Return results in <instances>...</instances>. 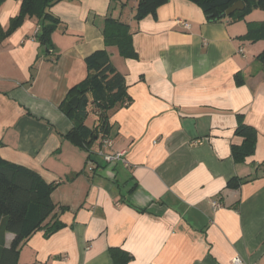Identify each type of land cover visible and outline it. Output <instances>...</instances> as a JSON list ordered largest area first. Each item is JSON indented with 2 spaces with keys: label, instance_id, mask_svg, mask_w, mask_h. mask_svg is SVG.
I'll return each instance as SVG.
<instances>
[{
  "label": "crops",
  "instance_id": "crops-1",
  "mask_svg": "<svg viewBox=\"0 0 264 264\" xmlns=\"http://www.w3.org/2000/svg\"><path fill=\"white\" fill-rule=\"evenodd\" d=\"M118 1L55 4L49 50L34 18L0 43V157L58 183L50 198L63 225L33 233L17 264H264V40L240 38L263 20L208 22L189 1L168 0L136 22L137 0ZM20 3L1 5L4 31ZM108 16L134 33L135 59L107 48L131 100L109 113L112 147L98 139L87 152L64 138L73 124L58 106L85 79V58L105 48ZM238 117L257 142L235 163ZM95 119L92 108L86 125ZM100 150L123 152L127 166ZM232 178L244 181L237 190L226 187ZM112 250L126 256L117 263Z\"/></svg>",
  "mask_w": 264,
  "mask_h": 264
},
{
  "label": "trees",
  "instance_id": "trees-1",
  "mask_svg": "<svg viewBox=\"0 0 264 264\" xmlns=\"http://www.w3.org/2000/svg\"><path fill=\"white\" fill-rule=\"evenodd\" d=\"M4 1L0 0V7ZM61 1L63 0H21L19 12L10 20L7 30L4 31L0 26V43L19 28L26 18H34L38 23L35 39L46 50L51 49L50 37L59 20L50 13V9ZM167 1L137 0L134 21L155 15L156 9ZM187 1L200 8L208 22L222 21L220 15L237 1L244 4L243 10L224 19L236 23L244 20L253 10L264 12V0ZM121 6H124L123 3ZM133 34L127 23L111 16L106 17L101 28L105 48L85 58V79L73 86L58 106L59 111L73 124L72 130L64 138L87 152H90V147L98 139L101 141L108 137L110 111L130 103L124 76L112 64L107 48L114 47L121 58L135 59ZM240 38L250 42L264 40V21L247 22L246 34ZM262 57L264 53L258 58ZM237 83L241 84L242 80L237 78ZM73 97L78 99L76 107L69 102ZM92 108L96 119L90 127L85 122ZM234 134L242 138V143L231 147V156L235 163H240L254 154L257 132L238 117ZM243 182L242 179L232 178L226 187L237 190ZM57 187L58 183H46L35 172L0 157V264H17L22 243L36 231L46 229L48 234H52L63 227L56 218L57 206L50 198ZM65 210L64 207L58 208L59 213ZM7 233L14 236L8 247L5 246ZM120 254L126 256L121 251L112 250V256L117 263L122 261L118 257Z\"/></svg>",
  "mask_w": 264,
  "mask_h": 264
},
{
  "label": "built area",
  "instance_id": "built-area-1",
  "mask_svg": "<svg viewBox=\"0 0 264 264\" xmlns=\"http://www.w3.org/2000/svg\"><path fill=\"white\" fill-rule=\"evenodd\" d=\"M185 29L189 28V25L184 23V22H179ZM101 148H105V149H110L112 147V142L109 139H102L101 140ZM99 155L103 158V160L105 161V163H107L108 165H112L115 164L117 162H121L122 164H124L125 166H127V161L125 159V154L123 152H114V153H104L103 151L100 150ZM212 207L215 209H218L221 207V205L216 202L213 201L211 203ZM231 264H244L243 261L239 258H234L231 262Z\"/></svg>",
  "mask_w": 264,
  "mask_h": 264
},
{
  "label": "water",
  "instance_id": "water-1",
  "mask_svg": "<svg viewBox=\"0 0 264 264\" xmlns=\"http://www.w3.org/2000/svg\"><path fill=\"white\" fill-rule=\"evenodd\" d=\"M243 8H244V4L241 1H237L229 8H227L225 12L220 15V18L221 19L228 18L231 15H233L235 12L242 11ZM69 102L73 107H76L78 103V99L76 97H73L72 99H70Z\"/></svg>",
  "mask_w": 264,
  "mask_h": 264
},
{
  "label": "rangeland",
  "instance_id": "rangeland-1",
  "mask_svg": "<svg viewBox=\"0 0 264 264\" xmlns=\"http://www.w3.org/2000/svg\"><path fill=\"white\" fill-rule=\"evenodd\" d=\"M124 1L128 2L130 5L133 4V0H124ZM247 19L248 21H251V20H263L264 21V12L253 10L249 15H247Z\"/></svg>",
  "mask_w": 264,
  "mask_h": 264
}]
</instances>
